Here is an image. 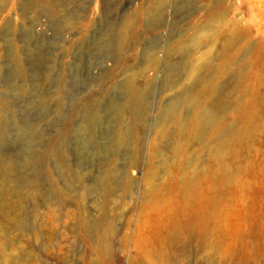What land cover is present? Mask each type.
I'll return each mask as SVG.
<instances>
[{"label": "rangeland", "instance_id": "1", "mask_svg": "<svg viewBox=\"0 0 264 264\" xmlns=\"http://www.w3.org/2000/svg\"><path fill=\"white\" fill-rule=\"evenodd\" d=\"M202 64L210 140L250 134L200 238L169 218L206 142L151 138ZM0 264H264V0H0Z\"/></svg>", "mask_w": 264, "mask_h": 264}, {"label": "bare ground", "instance_id": "2", "mask_svg": "<svg viewBox=\"0 0 264 264\" xmlns=\"http://www.w3.org/2000/svg\"><path fill=\"white\" fill-rule=\"evenodd\" d=\"M128 27V23L123 24L122 31ZM124 33L122 34L124 35ZM231 39L232 37L228 38L223 46L226 47ZM205 56L209 57V53H206ZM203 66L204 64L192 65L187 69L192 81L184 91L185 95L182 99L189 106V112L180 115L175 109H171L156 125L151 138V142L155 143L169 135L165 129L170 125L171 136L189 135L194 141L206 142L204 148L208 155V164L201 167L199 172H193L191 175L183 177L175 184L174 192H172V195L177 197L178 203L181 204V206L177 205L175 210L185 211L190 215L185 221L179 223L174 217L169 218L174 231L180 229L187 236L196 235L200 238L212 231L211 227L215 228L217 215L215 216L213 213L219 212L217 204L220 197L232 184V169H229L224 159L229 155L230 149L237 145L243 136L249 137L250 134L245 132L244 135H240L232 128L225 127L210 140L211 133L219 127L225 112L231 106L226 104L223 91L216 87L217 83L214 74H212L213 71L202 76ZM222 72L223 75H226L227 67L223 66ZM176 145L179 146L178 143ZM133 163L134 160L131 161V165ZM239 168L241 167L239 166ZM219 183L220 189H218ZM236 190L238 192V188ZM88 241L90 245L94 246L91 239ZM94 247L98 250V247L103 248V244L98 242Z\"/></svg>", "mask_w": 264, "mask_h": 264}]
</instances>
